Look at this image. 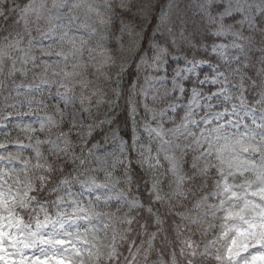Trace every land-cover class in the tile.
<instances>
[{"label":"snow or ice","instance_id":"snow-or-ice-1","mask_svg":"<svg viewBox=\"0 0 264 264\" xmlns=\"http://www.w3.org/2000/svg\"><path fill=\"white\" fill-rule=\"evenodd\" d=\"M4 2L5 0H0V16L4 15ZM205 2L211 5L212 0H205ZM150 6V3L145 5V7ZM120 7H126L124 0H122ZM171 7L170 2L162 7L159 17L161 24L168 21ZM250 7L251 5L244 2V0H235L234 3L233 0H225L224 12L220 14V27L216 35L231 31L232 25L225 29L223 19L232 16L233 13L244 14V20L240 23L246 22L250 29H256L255 19L246 14L247 9ZM80 8L81 3L78 0H53L52 9H47L46 0L39 7L35 5V0H29V3L20 9L21 18L25 20L26 28V18L28 16L35 14L39 18L42 10L51 12L54 9V14L48 16V23L52 25L49 31L60 29L62 34L59 36V43L70 45L68 53L57 52L56 55L62 57L65 62L68 61L69 56L78 60L77 63L71 65V71L62 69L63 77L69 83H72L76 77L81 75L78 69L86 67L83 62H79V57L83 55L88 40L97 32V29L86 21L77 23L79 16L76 15V12ZM87 11L89 13L95 12L97 16H100V24L111 23L110 19L105 20L98 8L93 7L91 4L87 5ZM261 11L264 12V9H261ZM61 17L67 18L65 25L56 23ZM211 20L216 23L217 17H211ZM73 27L77 32L84 29L85 35H75L72 32ZM121 31H123V28ZM233 35L240 40L246 39L239 32H234ZM85 36H87V39ZM180 36L182 39H187L183 36V33H180ZM101 39H106V37H101ZM20 43L21 41L17 39L4 48H0V65H3L5 59L9 58L8 50L14 46L18 47ZM172 44H176L175 39L172 40ZM98 47H100V54L103 56L100 67L103 68L113 63V58L108 55V49L102 45H98ZM226 47L225 45H217L212 50L227 59L224 56ZM232 47L242 49L243 45L233 43ZM152 48L151 64H149L148 58L144 57L141 58V64H148L152 68L162 67L166 62L165 57L168 55V48L162 47L158 43H153ZM92 51H95V49H89V53ZM31 59L34 61L35 57H31ZM27 62L25 60V63ZM261 64H264V59L261 60ZM49 67L51 66L45 65V71ZM194 67L195 61H193V68L175 69L176 77L181 81L186 79L182 74L193 71ZM17 71L20 70L15 68V62H13L12 69L8 74L12 76ZM121 71H123V67ZM231 71L238 73L240 69H232ZM2 72L3 68L0 67V73ZM22 74L27 75L23 71ZM257 74L264 77V67H261ZM219 75H224V73H219ZM243 81L244 74H241V94L239 97L241 105L247 103L243 96ZM42 82L48 83L47 80ZM75 82L79 83L82 88L88 87V83L84 80H76ZM205 82L216 83L217 80L208 81L206 77L205 81H200L201 84ZM69 83L60 84V87L64 89V92L61 93V100L65 107H68L72 100L73 89L69 87ZM253 84H255V81H253ZM3 87V83L0 82V89ZM173 90L184 92L183 83L176 78L173 79ZM141 91L143 95H148L143 89ZM220 91L224 93L223 98L225 101L233 99L227 89H221ZM95 95L96 92H93L92 96ZM117 95L119 96V92H117ZM259 95L260 99L256 103L264 106V79H262ZM153 98L155 99V97ZM202 98L201 91L198 88H193L188 111L185 112L179 124H176L173 120L174 126L171 128L164 129L163 124L160 123L157 128L148 129L150 136L154 133L156 137L160 138L158 151L166 153L164 159L168 161L170 171L177 177V189L171 193V196L186 198L187 193L182 186L186 181L194 179L197 173L206 175L211 169H215L218 177L214 182V191L204 200L193 205V208L197 210L206 208V211H200L196 216H186L183 212H178L177 215L183 220H187L193 227L201 223L204 217L210 216L213 220L220 221L219 231L212 240L208 241L202 251L200 250V244L192 240L190 236L181 240L180 255L185 257L186 264H194L197 260L201 261V264H208L209 261H214L215 264H264V115H261L259 123L253 119L251 126L244 125L243 131L239 130V125L234 124L233 120L225 119L227 109L224 112H211L210 115L206 114L197 120L193 116L195 110L200 107ZM208 99L211 100V97H208ZM31 102L30 100L29 104ZM79 102L82 105L85 103L90 104L91 97L84 95L82 92ZM101 102L98 100L97 104ZM169 107L173 110L175 108L174 105H169ZM206 107L211 109L212 105L209 103ZM145 108L147 109V105H145ZM82 110L87 111L86 108ZM132 111L135 112L134 105ZM57 113L60 115L62 122L64 113L59 107H57ZM156 115L153 113V119H156ZM158 115L163 117L165 112L161 111ZM232 115L234 117L238 115L235 105L232 106ZM219 121L224 122L218 123ZM201 124H203V127H201ZM46 125L49 128L58 127L57 121L52 116H46L40 121L41 132L45 130ZM72 125L76 127L75 118H73ZM87 128L88 132L86 134L91 135L93 125L89 124ZM231 128H235V130H230ZM23 131L34 133L36 129L31 125H25ZM67 135L64 132L60 133V137H64L62 141L63 148L50 140L42 141L39 139L35 141V146L32 144L21 145L22 148H31L35 152L37 163L32 164L31 167L29 166L30 160L21 159L18 153H8L7 156L0 155V160H5L9 164L18 160L22 165L20 173L23 174V176L18 174L15 168L0 169V264H114L120 259L118 242L127 240L126 233L131 232L132 229L128 227L123 232H119L114 226V221L131 225L135 217H128L127 214L123 218L117 217L116 212L120 211L119 208L116 209V212L110 210L98 211L97 209H110V202L120 200L124 195V189L115 191L120 180L114 178L113 173L118 165L126 163V157L122 160L117 156H113L111 170L103 167L90 170L92 172L102 171L105 177L103 183H98L94 175L87 176L85 180H80L79 176L72 177L71 174L64 176L61 169L58 175L63 178L58 179L55 186L50 189L52 192H64V195H57L56 199L50 202L52 207L56 209L54 213L49 210L48 202L38 201L37 195L34 194L54 179L52 173L56 171L51 165L39 162L42 157L40 145L52 144L55 153L52 152V149H49L50 154L60 152L67 154L71 144L66 138ZM117 136L118 134L114 133V138H117ZM28 139L31 140V136ZM3 147L5 145L0 144V148ZM95 147L97 146L93 145V148ZM177 150L181 153L179 159L175 155ZM119 151L121 154L126 151L123 140L120 142ZM193 151L199 152V155L193 158L192 163V169L196 170V173L192 177L180 174L183 157ZM106 155L111 156L113 154L108 153ZM96 159L100 161L102 158L97 157ZM153 160H155V163H152ZM200 160H204L205 163L202 168L198 169L197 162ZM83 163L84 161L80 160V164ZM138 163L147 164L148 168L155 169L159 166V156H147ZM37 172L40 174L30 175V173ZM79 175H84V173ZM37 182H39V188ZM74 182L84 186L89 198H84V192L76 193L70 190ZM124 182L129 186L132 184V177L128 175L127 168L124 169ZM151 191L156 201H165L167 194L161 195L163 189L158 179L153 180ZM109 193L114 194L109 195ZM209 198L215 200L216 203H207ZM122 203H127L130 210L142 207L138 199L128 201L125 198ZM65 205L66 207H62ZM147 211L155 215L156 224H163L164 221L159 215L153 213L152 207H149ZM78 220L88 221L90 226L85 228L75 226L70 229L68 221ZM48 227H51V232H45ZM216 227L217 225L208 224L204 229V234H210ZM109 228L112 230V237L111 243L107 245L108 251L105 253L98 233L104 231L107 235L106 230ZM181 231L182 226H178L177 238L181 235ZM155 237L156 233L154 232L148 241L145 258L152 248V239H155ZM129 251L131 252V249ZM139 252L140 249L138 248L136 252L131 254V259L125 257V264H134ZM170 255V264H177L176 252L173 251ZM159 264H165V261L161 260Z\"/></svg>","mask_w":264,"mask_h":264},{"label":"rangeland","instance_id":"rangeland-1","mask_svg":"<svg viewBox=\"0 0 264 264\" xmlns=\"http://www.w3.org/2000/svg\"><path fill=\"white\" fill-rule=\"evenodd\" d=\"M143 1L150 2V0ZM172 1L173 0H167L162 2L160 9L156 12L155 7V10L153 11L154 13L156 12L155 18L153 19L154 23L152 24V37H155L153 43H158L162 47H166L167 45L165 42L162 43L157 41V38H161V30H163V27H166L167 21L164 24H161L159 17L161 15L162 7L169 2L172 6ZM43 2H45V0H35V5L39 7V5ZM78 2L81 3V8L76 12V15L79 16V21H77V23L86 21L88 24L95 27L97 32L91 39L88 40V44L84 49L83 55L79 57V62H83L86 67L78 69V71L81 72V75L76 77L72 83H69L64 79L62 69L71 71V65L73 63H77L78 60L69 56L68 61L65 62L62 60V57L56 55L57 52L68 53L70 45L59 43V36L62 34L60 29L49 31L52 25L48 23V16L54 14V9L51 12L42 10L39 18L35 14L28 16L26 18V28L25 20L21 18L20 9L28 4L29 0H5L3 5L4 15L0 16V48H4L6 45L17 39H19L21 43L18 47L14 46L8 50L9 58H6L3 65H0V67L3 68V72L0 73V82L4 85L1 90L5 94V96L0 97V99H2V101L3 99L6 100L0 104V144L5 145V147L0 148V155L7 156L8 153H18L21 159L30 160V167L32 164L37 163L35 152L31 148H22L21 145L32 144L35 146V141L39 139L42 141L50 140L60 148H63L64 145L62 141L64 137H60V133L64 132L68 134L66 138L71 142V144L67 150V154L60 152L57 155L60 157V155L75 154L74 151L77 143L73 142L71 138L70 133L72 130H74V134L78 138V142H81V140L83 141V138H87V125H93V131L99 126L103 114L106 116V122L110 120L111 115L108 113L109 110H104V108L109 107L110 109L114 107V94L120 92V85L119 82H117L115 87H110L109 82L111 77H109L108 67L112 66L115 61L113 59V63L101 68L100 63L103 60V56L100 54L101 49L98 45H102L104 48H107L108 55L112 57L114 47L119 50L123 47H128L133 41H135L136 36H139V32H137L138 27L136 25V19L133 16H131L132 18L127 17L123 13L130 0H124V3L126 4L125 8L120 7L122 0H78ZM189 2L193 6H196L197 10L203 14L204 17H206L208 24H211V30L216 35V32L220 27V14L224 12L225 0H212L211 5L207 4L205 0H189ZM234 2L235 0H233V3ZM244 2L251 5V7L247 9L246 13L251 18L256 19L257 12L264 9V0H244ZM52 4L53 0H46L47 9H52ZM89 4L98 8V11L102 14L103 18L105 20L110 19L111 23L100 24L99 21L101 17L97 16L95 12L89 13L87 11V5ZM141 5L142 2L139 5V9L145 12V9L140 8ZM211 17H217V22L213 23ZM243 20L244 14L240 13H233L232 16L224 17L223 23L225 25V29H227L229 25H232V29L231 31H225L221 35H216L217 39L214 42L212 49L217 45H225L227 47L224 49V52H229L234 49V47H232L233 43L241 44L242 40L237 39L233 33L239 32L241 36H243L244 29L248 26L246 22L243 24L240 23V21ZM66 21V17H61V19L56 21V23L65 25ZM122 28L123 31H121ZM72 32L77 36L85 35L84 29L77 32L75 27H73ZM101 37H106V39L102 40ZM85 38L87 39V36H85ZM89 49H95V51L89 53ZM152 55L153 50L151 52H143L137 63V78L132 85V94H130L129 100L132 117L134 116L133 118L136 120L135 125L133 124L132 126L131 139L128 140L126 136H123L120 133L119 128L113 127L112 130L108 131L103 141L94 143L97 147L93 148L92 146L91 148H87L84 158L81 159L84 163L79 164L78 167H76L72 177L79 176L80 180H85L87 176L94 175L98 183H103L105 180L104 173L102 171L92 172L90 170L101 167L111 170L113 156H117L124 160V153L121 154L119 151L120 142L123 140L126 151L128 150V146L129 148L132 147L135 150V153L141 157V161H143L144 157L147 156H159V166L155 169L148 168L153 174H148L147 178L149 187L146 190V194L148 196L152 194V182L154 178L158 179L159 177L154 173L157 174L161 171L164 174L163 180L167 182L166 188L168 191V197L166 196L165 200H171L176 198L172 197L171 193L177 189V177L170 171V165L168 161L164 159L166 153L158 151L160 147V138L156 137L154 133L150 136L148 129L157 128L160 123L163 124L164 129L171 128L174 126L173 120L176 124H179L181 119L184 117L185 112L188 111V105L192 99L193 88H198L203 97L200 100V107L195 110V114L193 116L194 119L199 120L200 117H203L206 114L210 115L211 112H224L225 109H227L225 112V119L233 120L234 124L239 125L240 131L244 130V125L251 126L253 119H255L257 123L260 122L261 115H264V106L256 103V101L260 99L259 93L261 91V87L255 90V96L252 98H249L246 95L247 91H243V96L245 97L247 103L241 105L239 103L241 90L238 93L230 92L228 90V86H226L227 80H221V75H219L221 70L218 65L213 64L210 60L190 57L184 52H171L168 49V55L165 57L166 62L162 67L152 68L148 64H141L142 57L148 58L149 64H151ZM31 57H35V60L33 61ZM25 60L28 62L25 63ZM193 61H195L194 70L183 73L182 75H184L186 79L182 81L179 80V78L176 77L174 70L177 68H193ZM13 62H15V68L20 71H17L14 75L9 76L8 73L12 69ZM45 65H50L51 67L47 68L45 71ZM22 71L26 72L27 75H23ZM57 73H59V75H57ZM206 77L208 81L216 79L217 82H205L201 84L200 81H205ZM174 78L183 83V93L178 90H173ZM44 80H47L48 83H43L42 81ZM76 80L86 81L88 83V87L82 88L79 83L75 82ZM61 83H69V87L73 89L71 94L72 100L70 101L68 107H65L61 100V93L64 92V89L60 87ZM37 86L39 87L37 88ZM142 89L148 93L147 96L143 95V92L141 91ZM221 89H227V92L233 96V99L225 101L223 98L224 93L220 91ZM82 92L84 95L91 97L90 104L85 103L82 105L79 102ZM93 92H96L95 96H92ZM153 97H155V99ZM208 97H211V100H209ZM30 100L32 101L31 104H29ZM98 100L102 102L97 104ZM41 101L43 103H40ZM209 103L212 105L211 109L206 107ZM133 105L135 106L134 113L132 111ZM145 105H147V109L145 108ZM169 105H174V110L170 108ZM233 105L236 106V112L238 114L236 117L232 115ZM57 107H59V109L64 113L62 122L60 115L57 113ZM85 108L87 111L82 110ZM161 111L165 112L163 117L158 115ZM153 113L157 114L156 119H153ZM46 116H52V118L57 121L58 127L49 128V126L46 125L45 130L41 132L40 121ZM99 116H101V118H99ZM170 117L172 119H169ZM73 118H75L76 127H73L72 125ZM223 122L224 121H219L218 123ZM62 124L66 127H62ZM25 125H31L36 129V131L34 133H27L23 131ZM81 125H83V127H81ZM201 127H203V124H201ZM12 128L18 130L15 135V139L4 141V137H2L3 134H1V132ZM48 128L49 131L47 133L46 131ZM52 128L55 130L52 131ZM230 130H235V128H231ZM114 133L118 134L117 138H114ZM29 136H31V140L28 139ZM166 138L170 139L171 137ZM49 149H52V152L55 153V149H53L52 144L40 145L42 157L39 162L47 163L52 166L51 161L48 159V155H50ZM108 153L113 155H106ZM141 153H143V155H141ZM175 155L177 159H179L181 153L177 150ZM198 155L199 152L193 151L183 157V160L181 161L180 174L192 177L194 173H196V170L192 169V163L193 158ZM97 157H101L102 159L97 161ZM152 163H155V160H153ZM204 163V160L198 161L197 168H202ZM3 168H15L17 173L23 176V174L20 173L22 165L18 160L12 161L11 164L5 160H0V169ZM80 173H84V175H79ZM39 174L40 173L38 172L30 173V175L33 176ZM113 175L114 178H119L120 180V183L116 185L115 191L124 189V195L120 200L111 201L110 209L97 210H110L112 212H116V209L119 208L120 211L116 212L117 217L123 218L125 214H127L128 217H135L136 212H139V209L144 206L145 202L141 198L140 186H138L139 184H135L137 187L134 191H132V187L124 182V169L119 165ZM217 179L218 177L215 169H211L206 175H199L197 173L194 179L186 181L182 187L187 193V197L183 198L178 196V199H180L179 201H185V204H183L184 207L180 209L179 212H183L186 216H196L198 212L206 211V208L197 210L193 208V205L198 201L204 200L205 197H208L209 194L214 191V182ZM143 180L146 181V179ZM9 182L11 183V181ZM70 190L76 193L84 192V198H89L88 192L80 183L74 182ZM112 194L114 193H109V195ZM57 195H64V192H54L50 201H41L48 202L49 210L53 213L56 209L52 207L50 202L54 201ZM125 198L128 201L138 199L142 207L130 210L127 203H122V200ZM175 201L178 202V200ZM207 203L212 204L216 203V201L209 198ZM62 207H66V205ZM149 207L152 206L148 205V208ZM178 218L179 221L185 225L188 232L181 235V240L190 236L192 240L200 244L201 251L208 241L212 240L219 231L218 226L220 221L213 220L210 216L204 217L203 221L194 227L191 226L187 220H183L180 216ZM208 224H214L217 225V227L210 234H204V229L208 226ZM131 225L120 224L119 221H114V226L119 232H123L125 228L131 227ZM154 225H156V228L153 229L149 237L145 239L144 236L141 235V237L138 240H135L134 243L129 240L119 241L117 247L120 259L114 262V264H125L124 258L128 257L131 259V254L136 252V249L138 248L140 249V252L136 258L139 259L142 256L143 259H141L142 261L138 260L140 263L135 261L134 264H159L161 260L165 261V264H170V254L175 250H168L167 253L164 248H157L156 238L157 233L160 231V227H158V224ZM68 226H70L71 229V227L75 226L85 228L90 225L88 221L78 220L68 221ZM51 230V227H48L45 229V232H51ZM106 232L107 235H105L104 231L98 233L100 242L104 246L103 251L105 253L108 251L107 245L111 243V228L107 229ZM154 232L156 233V237L155 239H152V248L148 251L147 257L145 258V251L148 249V241L151 239L152 233ZM130 233L131 232L126 233L127 237ZM89 239H91V237H89ZM119 243H122L121 247H119ZM129 249H131V252ZM175 252L177 264H186L185 257L177 255L179 250ZM194 263L198 264L197 261ZM208 264H215V262L209 261Z\"/></svg>","mask_w":264,"mask_h":264},{"label":"trees","instance_id":"trees-1","mask_svg":"<svg viewBox=\"0 0 264 264\" xmlns=\"http://www.w3.org/2000/svg\"><path fill=\"white\" fill-rule=\"evenodd\" d=\"M164 1L167 0H150V2L130 0L128 3L123 13L127 17L133 16L136 19L137 22L135 20L133 21L136 22L139 36H136L135 41L128 47H123L120 50L115 47L113 48L112 58L115 63L108 67L109 77H111L109 83L110 87H115L117 82H119L120 92L119 96L117 93L114 94V107L111 106L112 108L110 109L109 107L104 108V110H109L107 112L111 115V118L106 122V116L104 114L103 116L101 115L102 120L99 126L92 131L91 135L83 138L81 142H78V138L75 136L74 130H72L70 133L71 138L73 142L77 143L74 151L75 154L60 155V157L57 154L48 155V159L56 171L52 173L54 179L46 184L38 193H34L37 195L38 201H50L51 196L54 195V192L50 191V189L55 186L58 179L62 178L58 175L59 171L62 169L64 176H68L69 174L72 176L74 170L80 164V160L84 158L87 148H91L94 143L103 141L108 131L112 130L113 127L119 128L123 136H126L128 140L131 139L132 126L133 124L135 125L136 120L133 118L134 116L132 117L129 100L130 94H132V85L137 78V63L143 52H151L153 50L152 43L155 40V37H152L153 19L155 18L156 12L160 9L161 3ZM141 2L142 5L140 8L145 9V12L139 9ZM149 3L151 6L145 7ZM172 4L169 20L167 21L166 27L162 28L161 38H157V41L165 42L166 47L171 52H184L187 56L210 60L213 64L218 65L221 73H224V75H221V80H227L226 86H228L230 92L238 93L241 90L240 76L244 74L243 91H247L246 95L249 98L255 96V90L261 87L263 79L257 73L261 67H264V64H261V60L264 59V12L259 11L256 14V29H250L249 26L245 27L243 37L246 39L241 41L243 48H234L229 52H224V56L227 57L225 59L218 52L212 50V46L217 39L216 35L211 30V24H208V20L197 10V7L193 6L189 0H173ZM154 10L156 11L155 13L153 12ZM180 33H183V36L187 39H182ZM173 39L176 40L175 45L172 44ZM122 67L123 71H121ZM232 69H240V72L233 73L231 71ZM253 81H255V84H253ZM2 96H5V94L0 89V97ZM4 101L6 100L3 99L2 101L0 99V104ZM62 125V127H66L64 124ZM53 128L52 131L55 130ZM48 131L49 128L46 132L48 133ZM17 132V129L12 128L2 131L1 134H3L4 141H9L15 139ZM124 156L126 157V163L119 166L123 169H128V175L132 177L131 190L134 191L137 187L135 184H139L141 198L145 201L144 206L135 214V219L131 225L132 231L128 234L127 240L135 242L141 235L145 239L156 228V225H154L156 224L154 223L155 215L147 211L148 205H151L153 213L159 215L164 221L163 224L158 225L160 231H157V248H164L166 252L168 250L178 251L181 246V235L185 234V232L188 233L185 225L179 221V216L177 215L179 210L184 207L183 204H185V201L181 200V204L178 196H175L176 198L171 200L158 202L153 199V194L148 196L146 194V190L149 187L147 177L149 173L153 174L152 171L148 169V165L138 163V161H141V157L135 153L132 147L129 148L128 146V150L124 153ZM154 174L159 176L158 180L161 182V188L163 189L161 194L168 195L166 188L167 182L163 180L164 174L161 171ZM143 179H146V181ZM37 187L39 188V182H37ZM175 200H178V202ZM142 225L144 227H141ZM178 226H182L179 238H177ZM121 246L122 243H119V247ZM177 255L179 256L180 252ZM141 259H143L142 256L136 261ZM197 262L201 264V261L197 260ZM138 263L140 262L138 261Z\"/></svg>","mask_w":264,"mask_h":264}]
</instances>
